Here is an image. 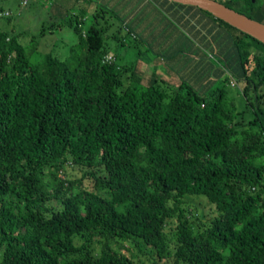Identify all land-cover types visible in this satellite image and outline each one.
<instances>
[{"label": "trees", "instance_id": "trees-1", "mask_svg": "<svg viewBox=\"0 0 264 264\" xmlns=\"http://www.w3.org/2000/svg\"><path fill=\"white\" fill-rule=\"evenodd\" d=\"M159 1L202 25L190 27L211 49L196 69L209 88L155 65L144 77L150 61L117 63L100 4L86 30L78 13L41 26L39 36L64 25L77 34L65 60L0 17V264H134L122 245L137 240L151 264H264V44L196 6ZM216 1L264 20V0ZM175 55L159 53L164 64ZM232 79L245 122L225 97ZM69 165L79 177L66 176ZM193 194L215 206L204 224L184 211Z\"/></svg>", "mask_w": 264, "mask_h": 264}, {"label": "rangeland", "instance_id": "rangeland-1", "mask_svg": "<svg viewBox=\"0 0 264 264\" xmlns=\"http://www.w3.org/2000/svg\"><path fill=\"white\" fill-rule=\"evenodd\" d=\"M69 1L71 0H61L59 2L62 7L60 13L51 16L46 14V5L48 6L49 4L46 3L45 5L43 3V5H41L38 0H29L27 5H22L20 0H0V6L4 11L10 12V15L12 16L10 23L15 25L16 30L31 29L33 35L37 34V39L40 43L38 48L40 50L43 52L51 51L53 54L58 55L60 59L65 60L69 57L71 46L77 42V34L68 25H64L62 28L50 33L48 32L50 24L53 22H62L65 16H71L74 18V14H76L80 7L79 5L84 7L88 6V8L90 7L87 1H79L78 3L73 2L71 5L69 4ZM151 2L157 6L154 0H151ZM97 5L102 6V3H95L92 9L89 8L88 14L84 17L82 22L83 30H86L92 23L91 21L94 20L93 14L95 13ZM143 5L145 15L149 17L148 22H150L151 25L157 24L159 27L162 26L163 28H166V39L165 42H163L165 44H159L154 40L155 33H152V38L150 40L143 39V43H140V39H134L130 34L126 33V28L122 27L121 20H119V18L117 19L114 14H111V12L107 10L103 14V17L96 18L99 24L106 27L105 40L112 46L113 52L116 53L117 63H126V65L132 64L133 66V64L139 65L143 62L150 61L151 63H148L149 66L145 67V69H143L144 71H142L144 77L149 76L151 71L150 66L155 65V67H158L156 69L160 75H165V72H167L174 77L177 76L179 79L192 84L198 90L207 89V87L209 88L210 84L204 86L207 82V78L200 73L197 74L196 69L200 65L206 64L203 62L206 61V55L211 49L209 45L205 43L204 39L195 35L193 28L190 27V25L194 24V27L201 28L202 25L200 26L198 21L190 18H188L189 21L187 22L185 18H180L179 16L174 15V13L168 12L159 6H157V10L150 9L144 0ZM41 9L44 13H42ZM262 23H264V20H262ZM42 25L48 26V31L46 30L45 35L39 36V30ZM114 34L117 36H124L126 40L125 44L118 42L117 38L112 36ZM157 34L158 38H161L163 33L159 31ZM177 40H179V43L176 42ZM73 50L76 51L77 47H74ZM138 51H142L144 54L139 56L137 55ZM163 51L168 54L173 51L172 53L176 54V57L173 58L176 62H168L167 60L165 62L166 64L161 62L159 53ZM118 53L125 54V61H123V57ZM188 58L190 59V63H187ZM139 60L141 63L138 62ZM207 60H210L215 66H218L219 64L216 57H209ZM142 74L140 73V76H143ZM224 77L225 75L221 78H217V81L213 83L211 87L214 85L218 86L220 84V79ZM231 82H233V85ZM241 86L242 84L239 82L236 83L234 79L226 82L225 97L235 101L237 111L239 112L237 119L244 120L245 122L252 113L251 110L246 107V98L241 94ZM241 110H244V112L241 113ZM80 174L81 169L78 166L69 165L66 168V176L70 179L79 177ZM84 184L90 187V182L88 180H84ZM184 201V211L189 213V219L195 225L208 222V220L216 213L215 206L211 204L204 195H187L185 196ZM171 225L174 224L171 222V224H168V226L166 225L164 228L166 237L170 242L174 240V230L170 227ZM137 242V244H134L127 241L122 246L125 247L128 250V253L133 257L134 264H151L154 260L153 250L141 240H137ZM156 264H169V262L159 261Z\"/></svg>", "mask_w": 264, "mask_h": 264}, {"label": "crops", "instance_id": "crops-1", "mask_svg": "<svg viewBox=\"0 0 264 264\" xmlns=\"http://www.w3.org/2000/svg\"><path fill=\"white\" fill-rule=\"evenodd\" d=\"M61 0H53L51 4L48 6L46 5V14L48 15H57L60 13L61 6L60 2ZM79 1H87L89 4V8H93L95 3H102L103 7L108 8L111 12H113L117 18L121 21H125L130 25L131 28H133L138 36H140L144 40H150L152 38V33H155L154 40L159 44H165L166 34L165 29L162 26L151 25L149 21V17L145 15V9H143V0H71L69 1V4H73V2H79ZM93 3H92V2ZM38 2L43 5L46 4L44 0H38ZM148 8L157 10V6H167L168 4L166 2L160 3L159 0H154V2L157 4H153L151 0H144ZM79 5V4H78ZM79 9L76 13H78L79 18H81V22H83L84 17L88 14V6L84 7L79 5ZM42 13L44 11L41 9ZM162 32V37L158 38V32ZM179 43V40L176 41ZM189 46V44H188ZM173 52V51H172ZM123 58L125 60L126 56L123 54ZM179 61V60H177ZM173 62H176V60H173Z\"/></svg>", "mask_w": 264, "mask_h": 264}, {"label": "water", "instance_id": "water-1", "mask_svg": "<svg viewBox=\"0 0 264 264\" xmlns=\"http://www.w3.org/2000/svg\"><path fill=\"white\" fill-rule=\"evenodd\" d=\"M176 3L196 6L214 17L228 23L264 44V23L225 6L216 0H171Z\"/></svg>", "mask_w": 264, "mask_h": 264}, {"label": "built area", "instance_id": "built-area-1", "mask_svg": "<svg viewBox=\"0 0 264 264\" xmlns=\"http://www.w3.org/2000/svg\"><path fill=\"white\" fill-rule=\"evenodd\" d=\"M47 3H52L53 0H45ZM22 5H27L29 3V0H20ZM10 12L9 11H4V10H0V17L2 16H7L9 15ZM113 59V56L111 54L105 56L104 60L106 61H110ZM231 84L233 85V82H231Z\"/></svg>", "mask_w": 264, "mask_h": 264}]
</instances>
